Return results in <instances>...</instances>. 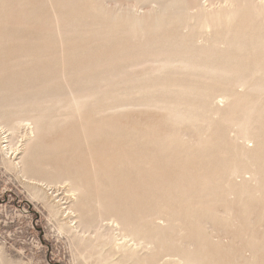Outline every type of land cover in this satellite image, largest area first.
Instances as JSON below:
<instances>
[{
  "label": "bare ground",
  "instance_id": "1",
  "mask_svg": "<svg viewBox=\"0 0 264 264\" xmlns=\"http://www.w3.org/2000/svg\"><path fill=\"white\" fill-rule=\"evenodd\" d=\"M18 1L21 0H0V44L9 39L13 20L29 28L30 34L25 36V53H17L13 59H20L18 65L31 62V68L24 67L18 70L19 74L11 76L10 66L0 61V131L7 133L3 138L8 141L7 148L10 149L13 137L21 134L22 146L13 149V159L17 160L15 163L20 173L26 175L28 167L37 163L29 151L49 114L44 105L62 104L60 99L63 97V103L72 105L78 118L85 119L83 136L87 140L88 154L82 153L81 148L80 151L75 149L73 170H66L69 177L55 182L68 181L70 184L72 215L78 232L90 231L94 235L93 241L99 242L102 249L107 248L106 253L110 258L120 251L116 261L108 258L104 263L122 264L129 261V264H151V251H159L156 248L159 242L169 241L165 240L164 233L176 228L193 235L197 227L188 229L186 222H183L184 226L179 228V215L183 209L179 208L177 212L163 196L159 199V205L144 212L145 225L140 223L136 203L122 208L104 198L100 190L103 188L102 182L97 184L100 192L97 191L95 197L91 196L89 176L85 175L88 168L82 164L89 161L87 172L99 176L107 172L110 156L104 146H100L101 142L95 141V136L98 137L102 129L101 125L98 126L99 122L93 121L94 116L90 113L81 114L89 101H98L99 108L90 111L100 117L123 110L137 111L141 107L165 111L162 118L165 121L172 119L182 123V119L193 121L199 118L200 121L205 117L216 120V129L202 130L201 125L193 124L192 128L196 131L194 136H186V132L181 134L182 130L177 129V137L182 139L186 136L199 146L214 143V148L211 147V159H204L202 164H190L184 160L170 168L162 167V174L178 175L175 182L171 178L157 180V167L141 169L134 161H130L129 165L136 173L145 176V183L153 185L152 191L157 186L168 189L169 186L182 187L185 183H201L207 187L214 183V196H205L204 190L193 195L197 206L217 201L229 210L225 215L226 220L231 217L245 224L244 219L247 218L248 222L259 226L254 227L258 233L253 231L250 237L244 234V239L239 242L235 241L239 235L234 232L236 229L229 226L224 227L221 233L196 237L195 249L191 248L193 243L184 250L166 245L167 251L179 249L178 255L164 253L156 257L153 264H219L217 255L224 253L232 258L224 260V264H264V0H24V5ZM70 3H73V9ZM18 8L22 12L19 16ZM159 32L162 35L157 34ZM64 34L70 36L65 38ZM142 34H147L143 40L132 39ZM155 34L158 35L156 38ZM64 42L73 44V51L77 45L86 44L115 48L116 52L109 54V51H104L105 56L94 64L79 62L76 68L59 73V56L68 50L66 46L62 48ZM131 47L139 50L126 51ZM142 47H146V50L141 51ZM0 53L6 56L7 48L2 46ZM118 55L130 61L118 69L109 65L110 68L106 70L108 76L136 75L149 70V75L189 76L191 80L186 82L182 78L172 77L145 84L143 81L146 78H137L134 85L127 88V93L144 91L154 94L144 101L116 100L107 103L105 97L109 89L103 82L109 81L105 77V69L93 74L100 76V79L89 76L90 81L94 82L92 84L88 85L89 78L68 82L72 77L70 75H89L93 66L109 63L112 56ZM45 58L50 59L54 66L50 77L34 76L43 74ZM63 63L60 62L61 65ZM8 72L9 77L5 78L3 74ZM58 78L68 83L67 89L52 92L48 84ZM207 80L211 83H200ZM5 92H10L12 98L9 99L7 93L4 97ZM189 94L198 96V99L189 100ZM175 123L179 127L182 125ZM142 124L147 126L148 122ZM149 130V135L155 134L152 128ZM215 134L218 137L216 143L211 140ZM206 157L210 156L203 158ZM27 182L39 187L50 183L35 176L28 178ZM135 182H129V194L132 188H136ZM135 195L134 191L129 195L133 197L131 200ZM188 197L183 194L180 199L187 200ZM94 200L99 207L98 213L93 216L91 203ZM106 208L111 210L110 216L103 213ZM209 209L214 214L218 210ZM199 212V216L193 212L192 219L196 217L200 223L203 214ZM245 227L243 225L238 232L243 234ZM140 251L144 253L143 256L139 254Z\"/></svg>",
  "mask_w": 264,
  "mask_h": 264
},
{
  "label": "rangeland",
  "instance_id": "2",
  "mask_svg": "<svg viewBox=\"0 0 264 264\" xmlns=\"http://www.w3.org/2000/svg\"><path fill=\"white\" fill-rule=\"evenodd\" d=\"M18 3L24 5L25 1L21 0L18 1ZM70 6H72L71 9H73V3H70ZM18 10L19 13H16L19 16L22 12H20V8H18ZM9 34L10 37L7 42L0 44V50L2 46L3 48H7L6 56H2L0 53V61H4L8 64L7 66H10L9 72H11V76H16V74H19L18 70H23L24 67L31 68V62L29 64L18 65L20 59L16 61L13 59L15 54H20V52L22 54L25 53V36L26 34H30V29L25 28L21 22L13 20ZM157 34L162 35V32ZM157 34L154 35V38L158 36ZM146 35L147 34H142L132 39L141 41ZM69 36V34H67V36L64 34L65 38ZM11 37H13L12 40ZM65 46L68 48L67 53L63 54V56H59L58 60L59 73H62L64 70L67 71L76 68L79 62L83 64L88 62L94 64L105 56L104 51H109V54L116 52L115 48H102L101 46L92 47V45L86 44L77 45L74 47V51L73 44L64 42L62 48ZM10 48H12V51ZM136 49L139 50V48L131 47L126 51L130 52ZM8 50H10V52ZM144 50H146V47H142L141 51ZM63 61L64 63L61 65L60 62ZM110 61L111 62L106 64L101 63L99 64L100 66H93L92 71L88 73L89 75L72 74L68 82H80L89 78L87 83L88 85L92 84L94 82L90 81L92 79L89 76H93V74H96L95 72L105 69V77H107L109 81L107 83L103 82L108 87L107 89H109L108 95L105 97V99H107L105 103H107L108 101L116 100L144 101L148 96L154 94L152 92L145 93L144 91L138 94L127 93V88L134 85L137 78H146L143 81L145 84L156 83L163 78L172 77L182 78L186 82L191 80L189 76L149 75V70L145 72L141 71L136 75L125 74L111 77L107 75L108 71H106L110 68L109 65L113 69H118L126 63V65H128L130 60L125 56L118 55L112 56ZM53 68L54 66L51 60L45 58L43 74L40 73L34 76L49 78ZM9 72L3 74V76L6 75L5 78L9 77ZM93 77L100 79V76ZM148 77L150 78L148 79ZM200 83L208 85V83L211 82L207 80L200 81ZM49 85L51 86L48 87ZM48 86H46V88L48 87L52 92H62L67 89L68 83L58 78L51 84L49 82ZM6 93L9 95V99H11L12 95L10 92H5L4 97ZM187 98L189 100H195L198 99V96L189 94ZM63 99V97L60 99L62 104L56 102L43 106L44 109L49 111V114L45 122L42 121L45 125H43L41 129L38 139H35V142L30 148V156L34 157L37 163L28 167L27 176L20 173V169L15 163L17 160L13 159V149L18 148V146L20 149L22 146V136H19L21 134L13 137L10 142L12 146L10 149L7 148L9 145L8 141H5L6 139L3 138L7 133L0 131V264H108L104 263L106 260L108 261V258L116 261V258L119 257L120 251L115 252L111 258L108 257L109 255L106 253L107 248L102 249L99 246V242H94L92 238L94 235L91 234L90 231H80L82 234L78 232L74 223L75 219H73L72 215L73 199L70 196V184H68V181L55 182L69 177L66 170H73V155L76 156V150L80 151L81 148L82 153L85 155L88 154V150H86L87 140L83 136V124L85 123V119L83 117H81L82 120L80 117L78 118V115L73 110V106L64 104ZM86 104L87 105H84L86 108L83 109L84 112L81 114L86 115L90 113L94 116L92 117L94 118L93 121L99 122L98 126L101 125L102 129L100 128V135L98 137L95 136V141L97 143L101 142L100 146L103 145L105 152L110 156V161L109 163L107 162V172L101 173L99 176H93L91 173L87 172L90 168L89 161L83 162L82 164L84 168H88V170H85V175L87 177L89 176L91 196L95 197L96 192H100L101 190L104 198L111 200V202L122 208L132 202L136 203L138 205L136 209L140 212L139 220L142 224L145 223L144 212L159 205V199H162L161 196H163L169 202V206L173 209L175 208L177 212L179 208L183 209L179 215L181 219L179 228L184 226L183 222H186L185 224L189 227L188 229H190V227H197V231L193 232V235L176 228L171 232L164 233L165 240L169 241H166V243L159 242L156 247L159 251H155L154 249L151 251V264L154 263L153 261L156 257H160V255L164 253L171 252L177 254L180 248L182 250L188 249L191 243L194 244L191 248L195 249L197 245H195L194 239H196V237L208 235L210 233H221L224 227L231 226L233 229H236L234 232L239 234L238 239L235 240L236 242H239L240 239H244V234H248V237H250L249 235L253 233L254 229L259 227L256 223L252 224V222H248L247 218L244 219L246 222L245 224L241 221L233 220L231 217H228L229 219L226 220L225 215L229 210L224 208L222 204L217 201H210L206 204V206L208 205L207 207L197 206L196 200L192 198L193 195L199 191L202 193L204 190L205 196H214L216 194V186L214 183L207 187L203 186L201 183H185L182 187L169 186L170 188L168 189L166 187L157 186L154 187L156 188L155 191H152L153 185L145 183V176L136 173L129 165L130 161H134L141 169H147L150 166L157 167L158 170L155 174L157 180L171 178L175 182L179 178L178 175H164L161 172L162 167L170 168L184 160H188L190 164L199 162L202 164L205 160L211 159L214 143L209 146L204 144L199 146L196 141L194 142L192 140V142L186 136L190 134H193L192 136L195 135L196 131L192 128L193 124L201 125L202 130H206L207 128L216 129L218 126L216 120L208 118L210 120L208 121L207 117H205V119L200 118V121H198L199 118L193 121L182 119V123L172 119L170 121H165L162 119L165 117V111L159 109L148 110L141 107L137 109V111L123 110L111 116L100 117L95 112L91 113L92 111H90L93 108H99L98 101H89ZM192 110L193 108L191 111ZM188 115L189 112L187 113V116ZM112 121H114L113 124ZM147 122V126L142 124ZM175 122L181 123V127ZM201 122L202 124H200ZM150 128L153 129L155 134L149 135ZM177 129L182 130L181 134H188L181 139L176 136ZM211 140L216 143L218 140L217 135H213ZM247 142L252 144V141L248 140ZM206 143L208 144V141ZM205 156L210 157L203 158ZM31 176H35L44 182L50 183H48V185L43 184L42 187L32 185L27 182L28 178ZM131 180L136 181V188L130 190V194L133 193V191L134 194L136 193V197L133 200H131L133 197L129 196L128 189V184ZM100 182H102L103 188L98 190L97 184ZM54 188L55 190L58 189V191L55 192ZM55 194H57L56 197ZM183 194L186 196L189 195V199H180ZM185 201L186 203H184ZM139 204H141V206ZM69 207H71V209H69ZM78 207L79 203L77 202L76 208ZM91 207L94 216L98 213L99 204H96L94 200L91 203ZM238 207L239 206H236V208ZM199 208H202V210H199ZM209 208H217L218 210L215 211L214 214ZM206 210L208 212H206ZM199 211L203 214V220L201 219L202 221H200V223L196 221V217L192 219L193 212H197L196 215L199 216ZM103 213L109 216L112 214L111 210L107 208ZM249 221H251V219H249ZM197 223L199 224L197 225ZM243 225L246 227L242 230L244 231L242 232L243 234H241L238 231ZM255 226L256 228H254ZM216 228H220L221 230H215ZM115 232L117 233V231ZM254 232L255 234L258 233L256 230ZM118 242H120V240ZM166 245H174L179 249L167 251L165 249ZM139 254L142 256L144 255L141 251ZM217 260L219 264H224V260H232V258L224 253L217 255ZM122 264H129V261H123ZM159 264L163 263L160 262Z\"/></svg>",
  "mask_w": 264,
  "mask_h": 264
}]
</instances>
